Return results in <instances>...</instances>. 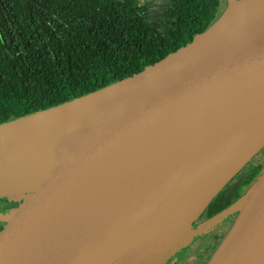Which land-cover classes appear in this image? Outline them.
Returning <instances> with one entry per match:
<instances>
[{
    "label": "water",
    "instance_id": "1",
    "mask_svg": "<svg viewBox=\"0 0 264 264\" xmlns=\"http://www.w3.org/2000/svg\"><path fill=\"white\" fill-rule=\"evenodd\" d=\"M264 0H227L142 70L0 122V264H162L238 212L206 264H264Z\"/></svg>",
    "mask_w": 264,
    "mask_h": 264
},
{
    "label": "trees",
    "instance_id": "2",
    "mask_svg": "<svg viewBox=\"0 0 264 264\" xmlns=\"http://www.w3.org/2000/svg\"><path fill=\"white\" fill-rule=\"evenodd\" d=\"M227 0H0V122L142 70L213 23ZM240 175L234 198L261 174ZM233 186V185H232ZM210 208L220 211L229 202Z\"/></svg>",
    "mask_w": 264,
    "mask_h": 264
},
{
    "label": "flooded vegetation",
    "instance_id": "3",
    "mask_svg": "<svg viewBox=\"0 0 264 264\" xmlns=\"http://www.w3.org/2000/svg\"><path fill=\"white\" fill-rule=\"evenodd\" d=\"M261 160H264V157ZM259 161L255 163L258 164ZM240 175L241 173L238 176ZM241 182L242 179L240 178L239 180L237 179V181L235 182H233L232 180L229 183H234L232 185L236 186L237 183L240 184ZM228 184L226 185V187L228 186ZM223 189L212 199V201L209 203V205L206 207V209L200 215L197 221L194 222L195 225L219 212V211L216 212L210 208L215 202L218 201L216 205L221 206L222 204H225L227 202H229L230 204L236 198L239 197L238 196L233 200H231V198L234 196L233 188L228 187L225 188L224 190ZM14 204L15 203L13 201L7 200L5 198H0V211L8 210L12 208ZM237 214L238 212L230 214L222 221L221 224L216 226L214 229L208 231L205 234H200L195 236L185 247L181 248L175 255H171L162 264H206L209 261L213 252L215 251V249L217 248V246L219 245V243L221 242V240L223 239V237L226 235L227 231L230 229ZM1 225L2 223L0 221V226Z\"/></svg>",
    "mask_w": 264,
    "mask_h": 264
},
{
    "label": "rangeland",
    "instance_id": "4",
    "mask_svg": "<svg viewBox=\"0 0 264 264\" xmlns=\"http://www.w3.org/2000/svg\"><path fill=\"white\" fill-rule=\"evenodd\" d=\"M141 1H143V0H141ZM146 2H149L150 3V5H151V8H152V13L153 14H155V13H157L158 12V10H159V5H160V0H145ZM263 157H264V148L256 155V156H254L252 159H251V161L245 166V168H243V170L241 171V172H239V174L241 173V175L242 174H244L245 172H248L250 169H251V167L253 166V164H256L255 162H258L259 160H261V159H263ZM239 174H237L232 180H233V182H235V181H237V178H239L240 176H238ZM231 180V181H232ZM232 184H234V183H229L228 184V186L226 187L225 186V188H232V187H234V186H232ZM224 188V189H225ZM223 189V190H224Z\"/></svg>",
    "mask_w": 264,
    "mask_h": 264
}]
</instances>
